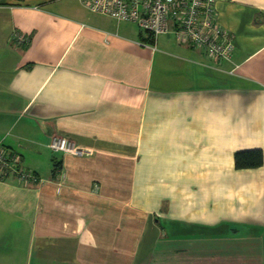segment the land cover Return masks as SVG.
<instances>
[{"label": "crops", "instance_id": "crops-1", "mask_svg": "<svg viewBox=\"0 0 264 264\" xmlns=\"http://www.w3.org/2000/svg\"><path fill=\"white\" fill-rule=\"evenodd\" d=\"M215 8L230 59L80 0H0V141L36 175L0 172V264H264V0Z\"/></svg>", "mask_w": 264, "mask_h": 264}, {"label": "built area", "instance_id": "built-area-1", "mask_svg": "<svg viewBox=\"0 0 264 264\" xmlns=\"http://www.w3.org/2000/svg\"><path fill=\"white\" fill-rule=\"evenodd\" d=\"M94 12L119 20H132L154 35L174 32L177 38L204 48L210 55L230 59L234 43L230 34L216 19L217 0H80ZM13 40L18 45L30 42V37L15 31ZM54 152L83 154L84 148L74 139L54 135L49 144ZM0 172L15 175L29 182L36 179L33 171L22 165L21 154L0 141Z\"/></svg>", "mask_w": 264, "mask_h": 264}, {"label": "trees", "instance_id": "trees-1", "mask_svg": "<svg viewBox=\"0 0 264 264\" xmlns=\"http://www.w3.org/2000/svg\"><path fill=\"white\" fill-rule=\"evenodd\" d=\"M262 160L263 154L260 150L240 151L236 155V165L239 168L258 166Z\"/></svg>", "mask_w": 264, "mask_h": 264}]
</instances>
